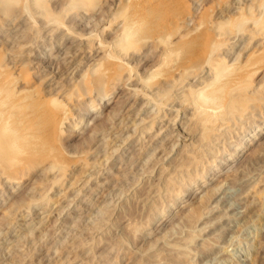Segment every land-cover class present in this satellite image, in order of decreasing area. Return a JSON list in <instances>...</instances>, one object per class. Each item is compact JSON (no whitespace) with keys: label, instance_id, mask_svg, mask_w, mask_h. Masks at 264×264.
<instances>
[{"label":"rangeland","instance_id":"obj_1","mask_svg":"<svg viewBox=\"0 0 264 264\" xmlns=\"http://www.w3.org/2000/svg\"><path fill=\"white\" fill-rule=\"evenodd\" d=\"M257 4V0H0V64L9 74L0 94V121L13 106L11 111L26 118L34 111L42 116L56 111L59 116L49 139L36 135L45 127L40 119L25 123L32 132L26 141L40 155L25 167L20 182L11 183L0 171V264H152L157 255L162 264H171L164 258L173 250L182 251L178 260L185 264H264L260 254L264 194L247 205L237 204L241 188L233 183L250 163L252 174L264 168V136L250 141L244 155L232 163L221 161L201 178L220 155L230 156L248 130L264 125V43L261 34L253 33L264 27V11ZM254 14L262 24H256ZM244 18L243 28L250 31L234 27ZM216 26L220 30L230 26L232 31L223 45ZM214 44H221L215 60L224 56L232 66L254 62L248 71L232 74L235 86L230 83L234 91L237 81L241 83L237 94L253 95L243 119L235 118L200 160L195 158L200 153L190 152L202 142H196L198 129L193 132L194 109L178 102L161 111L150 99L158 90L155 83L150 87V74L164 58L172 57L177 62L172 72H181L178 77L186 85L182 89L199 88L206 76L211 78V64L200 48L207 47V52ZM25 76L31 78L29 83L23 82ZM85 80L97 81L89 87ZM99 82L102 94L92 87ZM107 91L106 104L97 109L95 104ZM42 104L47 108H40ZM57 159L68 166L58 168L53 164ZM229 203L237 208L232 213L238 211L226 233H216L222 226L213 220L209 226L202 224L220 211L210 212L201 224L196 221L203 209ZM193 219L195 231L190 227Z\"/></svg>","mask_w":264,"mask_h":264},{"label":"bare ground","instance_id":"obj_2","mask_svg":"<svg viewBox=\"0 0 264 264\" xmlns=\"http://www.w3.org/2000/svg\"><path fill=\"white\" fill-rule=\"evenodd\" d=\"M12 2H15V1H18V0H11ZM258 1V4H257V8L258 10L261 9L262 11H264V0H257ZM36 2V1H35ZM11 3V2H10ZM254 3V2H253ZM252 4H250V7H251ZM254 6V5H253ZM45 8V7H44ZM255 8V7H254ZM5 10V8H4ZM144 10V9H143ZM143 10H141V12H143ZM257 10V9H256ZM7 12V9L5 10ZM43 11V10H42ZM184 12V11H183ZM254 12V11H253ZM251 14H249L250 16L252 15V12L250 11ZM141 14V13H140ZM262 14V13H261ZM186 15V13H185ZM259 15V14H258ZM255 17V14L253 15ZM257 16V15H256ZM257 18V17H255ZM259 18V17H258ZM256 19L257 20V23H261V20L260 19ZM247 19H242L241 21L238 20V22H236L234 24V27L238 30V31H242V30H249L251 28H243V25H244V22H246ZM232 21V20H231ZM165 21H163V24H164ZM225 22V21H224ZM262 22H264V20H262ZM223 23V22H222ZM231 23V22H230ZM229 23V24H230ZM221 24V23H220ZM162 25V24H161ZM224 26V25H223ZM247 27V26H245ZM215 28H217L218 32L216 35L218 37L223 38V41L222 42V45H223V42L226 41L224 40L225 39V35L228 36L227 33H232V31H230V26H229V30L227 29L226 27V30L223 29L222 30V27H221V30H220V27L219 26H216ZM256 28V26H255ZM216 30V29H215ZM235 31V30H234ZM252 31V30H251ZM255 34H261L262 35V43H264V27L262 29H255L254 32ZM235 34V32L233 33V35ZM254 34V35H255ZM232 35V34H231ZM230 35V36H231ZM232 35V36H233ZM215 37L216 39V42H219L217 41L219 38L218 37ZM226 36V37H227ZM257 36V35H256ZM259 36V35H258ZM128 39H131V35H128L127 36ZM255 37V36H253ZM230 38V37H228ZM251 38V37H250ZM260 38V39H261ZM227 39V38H226ZM120 41V40H119ZM132 42V41H131ZM130 42V43H131ZM228 42V41H227ZM128 45V43H127ZM229 45V44H228ZM263 45V44H262ZM208 46V45H206ZM213 46V45H211ZM204 47V46H203ZM202 47V48H203ZM221 47V44L219 45H216L214 44V47L213 49H209L207 52L206 49H208L207 47L205 49H202V52L204 50V52L202 53L201 51V54L207 56L205 58H208L209 62H210V70L209 71V76H211V78L207 79L208 76H206L205 80L202 81L201 83H199L200 87L199 88H194L192 86L186 88V89H182V88H185V84H183V79H180L179 77H181L180 74H182L181 72L177 75H174L175 72H172V69L171 67L174 65L176 66L175 64H177V62L175 63V59L174 58H164L162 63H164L163 65H161L162 63H160L161 67L155 69L150 75H151V79H153L150 85V87H152V83H155L154 85H156V88L153 87L154 89H158L156 90V95H154L152 93V96L150 99H153L155 101V103L157 102L159 105V109L161 111H163L162 109H165V107L167 106V109L168 107V104L172 105L173 103H178L180 102V104L184 105V106H187L189 108H193L194 110L192 111V114L195 112V116L193 117L194 120L193 123L195 125V127L193 128L195 132V129H196V132H197V129H198V133L200 135L199 139L196 140L197 141H200L201 139V144L194 147L192 151L190 152H194L196 154L200 153L198 156H195V158H199L200 160H202L204 158V155L207 156V151H212V145L214 144V142L222 136V132H224L226 130V127H229L230 123H232V121L234 120L235 121V118L236 120L240 121V119L242 118L243 116V112L248 110V105H247V102L252 99L250 97V95H253V94H249V95H244L243 92L240 93V94H237L238 92V88H240V84L238 81H237V92L234 91L235 88H232L233 84L231 85V80L232 82H234V86H235V83L236 81H233L234 78H232V74H234L235 76H237L236 74H239V73H243L245 71H248L247 68H249L252 64H254V62L252 63L251 61H247L243 64H239L237 66H232V65H228L226 64V60L223 56V58L219 56V59L221 60H215V55L213 57V54ZM224 47V46H223ZM173 49V48H172ZM221 49V48H220ZM263 49V48H262ZM261 49V50H262ZM171 51V49H170ZM175 51V50H174ZM199 52V53H200ZM254 52V51H253ZM163 53V52H162ZM169 53V52H168ZM217 54V53H216ZM202 55H200L202 57ZM204 55V56H205ZM252 55V54H251ZM115 56V55H114ZM204 56L202 57L204 59ZM217 56V55H216ZM250 56V55H249ZM201 57H198L201 59ZM176 58V57H175ZM214 58V59H213ZM232 58V57H231ZM237 58V57H236ZM115 59H118L116 56H115ZM213 59V60H212ZM233 59V58H232ZM202 60V59H201ZM206 60V59H205ZM225 60V62L223 61ZM236 60V59H235ZM203 61V60H202ZM201 61V62H202ZM200 62V63H201ZM234 62V61H233ZM239 63V62H238ZM200 65V64H199ZM236 65V64H235ZM249 65V66H248ZM158 67V65H156ZM201 66V65H200ZM203 66V64H202ZM3 67V66H2ZM206 67V66H205ZM174 68V67H173ZM204 68V67H203ZM200 69V68H199ZM198 69V70H199ZM215 69V70H213ZM175 70V68H174ZM197 70V71H198ZM204 70V69H203ZM107 71V70H106ZM196 71V72H197ZM201 71V69H200ZM213 71V72H212ZM105 72V71H104ZM104 72H101L100 75L103 76ZM135 72V71H134ZM202 72V71H201ZM211 72V73H210ZM189 73V72H188ZM136 74V72H135ZM134 74V75H135ZM184 74H185V71H184ZM199 74V73H198ZM208 74V73H207ZM250 74V72H249ZM248 74V75H249ZM9 74L6 72V70H4L3 68H1V64H0V94L4 93V90H5V86L7 85V79H8V76ZM107 75V73H106ZM105 75V76H106ZM190 77L192 76V74H190ZM245 75L247 76V73H245ZM163 78V76H165V78L163 79V81L161 80V77ZM179 76V77H178ZM198 76V75H197ZM213 76V77H212ZM186 77V76H185ZM196 77V76H195ZM234 77V76H233ZM238 77H240V75H238ZM113 78V77H112ZM160 78V79H159ZM188 78V76H187ZM243 78V75H241V79ZM244 78H246L244 76ZM243 78V81L245 80ZM249 78V77H248ZM247 78V80H248ZM238 79V78H237ZM141 80V79H140ZM236 80V79H235ZM240 80V78L238 79ZM246 80V81H247ZM31 81V78L29 76H25L24 77V81L23 82H26V83H29ZM87 81V80H85ZM93 81V80H92ZM97 81V80H96ZM94 80V82H96ZM201 81V80H200ZM94 82H91L92 84ZM142 82V81H141ZM206 82L204 85L203 83ZM245 82V81H244ZM243 82V84H244ZM86 83V82H85ZM88 83V81H87ZM86 83V86L89 85V87H91V83L87 84ZM143 83V82H142ZM246 83V82H245ZM247 84V83H246ZM193 85V84H192ZM248 85V84H247ZM92 87H94L93 89H99L98 91L100 92V89L101 91L103 90L102 87L104 88V86H102V84L99 82L98 84L95 83ZM231 87V88H230ZM243 87V86H241ZM245 87V86H244ZM147 88V87H146ZM145 88V89H146ZM87 89V88H86ZM151 89V88H150ZM182 89V90H181ZM189 89V91H187ZM248 89V87H247ZM256 88H254L253 91H255ZM149 90V89H148ZM176 90H181L179 92H177ZM245 91V88L242 89ZM87 91V90H86ZM249 91V90H248ZM247 91V92H248ZM258 92V90H256ZM18 92V91H17ZM104 92V91H103ZM226 92L227 95H226ZM246 92V93H247ZM102 94V92H100ZM155 93V92H154ZM258 94V93H257ZM108 95V91L107 93L103 94V96L101 97V99L95 104L97 106V109L101 108L102 107V104H106L105 102H103V99ZM0 96H3V95H0ZM6 96V94H5ZM8 96V95H7ZM228 96V97H227ZM255 96V95H254ZM9 97V96H8ZM258 97V96H257ZM256 97V98H257ZM255 98V97H254ZM262 98L263 97V93H262ZM2 101V100H1ZM7 102V101H5ZM7 104V103H6ZM249 104V102H248ZM94 105V104H93ZM176 105V104H175ZM178 105V104H177ZM5 106V105H4ZM2 107V106H1ZM91 107V106H90ZM95 107V106H93ZM92 107V108H93ZM8 108V107H6ZM4 108V110L6 109ZM16 109L15 106L13 107H9L8 108V111L5 112V118L2 119V121H0V171L3 170V173H7L8 175V179L11 180V183H12V180L13 182H20L21 178H22V175L23 171H26L25 167L27 168V165H29V163H35V160L37 159V157H39V152H36L35 153V148L28 144L27 143V139L28 137L31 136V133L30 131H27L26 130V127H25V123L28 125V123L30 124L32 122V120H41L43 125L45 127H42V130L40 131H37L36 132V135L38 137H43L44 139H49V138H52L53 137V134L55 133L56 129H57V126L59 124V116L56 115V111L55 113L52 112L50 114H47L45 116H42L40 114H38L37 112H33L31 113V116L29 117H22L20 116V113L19 111H11L12 109ZM21 108V107H19ZM42 109H46L47 106L45 104H42L41 107ZM180 108V107H179ZM22 109V108H21ZM91 109V108H89ZM96 109V110H97ZM176 109V108H175ZM185 109V108H184ZM183 109V110H184ZM159 110V111H160ZM3 110L0 108V116L1 115V112ZM166 111V110H165ZM58 112V111H57ZM87 112V111H86ZM156 112V111H155ZM164 112V111H163ZM160 113V112H159ZM250 113V112H249ZM3 114V113H2ZM7 114V115H6ZM59 114V113H58ZM165 115V114H164ZM83 118H84V113L82 114ZM81 116V117H82ZM155 116V114H154ZM178 116V115H177ZM164 117V116H163ZM253 117V116H252ZM251 117V118H252ZM83 118L81 120H83ZM158 118H159V115H158ZM157 118V119H158ZM172 118V117H171ZM250 118V119H251ZM160 119V118H159ZM176 119V118H175ZM185 119V118H184ZM243 119V118H242ZM1 120V119H0ZM174 121V120H173ZM190 121V120H189ZM168 122V121H167ZM186 122V121H185ZM155 123V122H154ZM153 123V125H154ZM162 123H163V120H162ZM171 123V122H170ZM235 123V122H234ZM165 124V123H164ZM168 124V123H167ZM236 125V124H235ZM151 126V125H150ZM248 126V125H247ZM165 127V126H164ZM28 128V127H27ZM161 129V128H160ZM136 130V129H135ZM185 130H186V127H185ZM238 130V129H237ZM242 130V129H241ZM184 131V130H183ZM240 131V130H239ZM185 132V131H184ZM192 132V133H193ZM226 132V131H225ZM228 133V132H227ZM178 135V134H177ZM176 136V135H175ZM192 136V135H191ZM196 136V135H195ZM264 136V125L261 126L260 128H255V129H251V130H248V132L242 137V139L238 142L236 148H233L234 150L232 152H229L228 154L230 155L229 157H225V156H219L221 158L219 159H216L215 160V163H209V165H211L210 169L207 168V171L205 170L204 173H202L201 175V178L202 179H205L207 177V174L210 173L211 170H213L215 167H218L219 166V163L221 161H224V162H229V163H232L231 162V159H234L236 158L238 155H244L245 152H242V150L249 144L250 141H253L255 139H258L260 137ZM130 137V136H129ZM174 137V135H173ZM177 137V136H176ZM185 137V136H184ZM175 138V137H174ZM128 140V139H127ZM175 140V139H174ZM223 140V139H222ZM183 141V140H182ZM165 142V141H164ZM195 142V143H196ZM125 143V142H124ZM162 143V141H161ZM172 143V142H171ZM189 144V143H188ZM224 144V143H223ZM145 145V144H144ZM162 145V144H161ZM185 145V144H184ZM226 145V144H225ZM173 146V145H172ZM171 146V147H172ZM186 146V145H185ZM206 146V147H205ZM155 147V146H154ZM219 147V146H218ZM212 148V149H211ZM224 148V147H223ZM185 149V148H184ZM173 150V149H172ZM222 151V150H221ZM228 151V150H226ZM207 152V153H206ZM154 153V152H153ZM214 153V152H213ZM220 153V152H219ZM114 154V153H113ZM194 154V155H196ZM210 154V153H209ZM227 154V155H228ZM203 156V158H202ZM36 157V159H35ZM218 157V156H216ZM110 159V158H109ZM198 159L197 162H199L200 160ZM38 160V159H37ZM36 160V161H37ZM105 160V159H104ZM213 160V159H212ZM214 161V160H213ZM133 162V161H132ZM201 162V161H200ZM209 162V161H208ZM32 163V164H33ZM134 163V162H133ZM256 163V162H255ZM55 166H58L62 168L68 166V164H64L62 163L61 160L57 159L55 161V163H53ZM104 164V163H103ZM179 164V163H178ZM183 164V163H182ZM221 164V163H220ZM254 164V163H253ZM205 165V164H204ZM227 165V164H226ZM251 165V163H250ZM250 165L248 167H250ZM30 166V165H29ZM95 166V165H93ZM131 166V165H130ZM177 166V165H175ZM181 166V165H180ZM224 166V164H223ZM168 167V166H167ZM209 167V166H208ZM226 167V166H225ZM247 166L245 167V169L242 168V172L243 174H240L239 175H236L235 179H234V182L237 186H240V192H239V195L237 196L238 199H237V204H246V203H249L247 201H250L253 202L254 198L255 197H258V196H263L264 194V168L260 171H258L257 173L255 174H252L253 171V168H248ZM252 167V165H251ZM164 168V166H163ZM178 168V167H177ZM248 168V170H247ZM29 169V167H28ZM174 169V168H173ZM204 169V168H203ZM60 171V170H59ZM175 171H177L175 169ZM216 171V170H215ZM171 172V171H170ZM180 172V171H179ZM256 172V171H255ZM201 173V172H200ZM174 174V173H173ZM172 174V175H173ZM196 174V173H195ZM198 174V173H197ZM161 175V174H160ZM1 176V175H0ZM26 176V174H25ZM159 176V175H158ZM176 176H177V173H176ZM181 176V175H179ZM168 177V176H167ZM170 177L167 178V180L171 181L169 179ZM172 178V177H171ZM175 178V177H174ZM7 179V180H8ZM177 179V178H176ZM200 179V181L202 180ZM214 179V178H213ZM147 180V179H146ZM150 180V179H149ZM196 180H198V178H196ZM164 181V180H163ZM167 181V183L169 182ZM179 181V180H178ZM173 181L169 182L172 183ZM197 182V181H196ZM165 183V182H164ZM163 183V184H164ZM175 183V182H174ZM168 184V185H169ZM152 185V184H151ZM150 185V186H151ZM172 186V185H171ZM199 186H202V185H199ZM222 186V185H221ZM231 186V185H230ZM235 185H233L234 187ZM166 187V186H165ZM183 187V186H182ZM187 187V186H186ZM184 188L183 190H179L181 196L179 198H182L184 196V193L187 191V188ZM160 188V187H159ZM168 188V187H166ZM192 188V187H191ZM157 189V188H156ZM154 189L153 191L154 192H157V190ZM171 188H169L170 190ZM160 190V189H159ZM220 190V189H219ZM231 190V189H230ZM152 192V191H151ZM178 192V191H177ZM225 192V191H224ZM79 193V192H78ZM159 194V193H158ZM157 194V195H158ZM187 197V196H186ZM48 198V197H47ZM50 199V198H49ZM130 199V198H129ZM128 200V199H127ZM219 200V199H218ZM217 200V201H218ZM221 201V200H220ZM220 201L217 202V204L220 206ZM47 202V201H46ZM126 202V201H125ZM220 202V203H219ZM176 204V201H174L173 205ZM181 205L183 203H180ZM214 204L216 205V203L214 202ZM229 207H224L223 208H212L209 209L210 210H205L204 209L199 212V214L197 215V218L195 216V219L196 221H201L203 220L204 218H206L207 216L211 215L210 212H217V211H220V213L214 217L213 219H209L207 221H203V225L204 227L206 226H209V224H211L212 220H213V223L216 222L218 223L219 225H221L222 227L219 228L216 233H226L225 231H227V229L230 227H228V224L230 222V218L233 216L234 217V213L237 212L234 210V213L233 212V209H237L236 207H233L231 205V203H229ZM236 204V203H235ZM211 205H213L211 203ZM247 205V204H246ZM179 206V205H178ZM228 206V205H227ZM244 206V205H243ZM167 208V207H166ZM164 209V207H163ZM244 209V208H243ZM240 210V209H239ZM184 211V209L182 210ZM180 214V212H179ZM236 215V214H235ZM8 216V215H7ZM182 216H183V213H182ZM237 216V215H236ZM18 217V216H17ZM237 218V217H235ZM234 218V219H235ZM178 219V218H177ZM180 219V218H179ZM195 219H193V221L191 222V228H192V223L194 222L195 223ZM233 219V218H232ZM16 220V219H15ZM228 220V222L226 223L225 221ZM181 222V220H180ZM197 223V222H196ZM215 223V224H216ZM199 224H201L199 222ZM213 225V224H212ZM195 227L196 224L194 225ZM242 226V225H241ZM190 228L191 230H194L196 228ZM203 227H201L202 229ZM105 231V230H104ZM229 232V231H228ZM74 242V241H73ZM224 242H222L223 244ZM260 244V243H259ZM262 245V244H260ZM224 246V245H223ZM173 247V246H171ZM261 247V246H260ZM176 248V247H174ZM179 248H185L184 251H189V249L186 247V246H179ZM172 249V248H171ZM259 249V248H258ZM173 250V249H172ZM171 250V251H172ZM192 251V250H191ZM57 252V251H56ZM55 252V253H56ZM169 252V251H168ZM222 252V251H221ZM58 253V252H57ZM171 254V256H167L165 257L164 259H170V263L172 264V261L175 259L174 263L173 264H185L186 262H184V260L182 259H179L178 260V256H182V251L181 250H173V252H169ZM185 253V252H183ZM226 253V252H225ZM50 254V253H49ZM59 254V253H58ZM261 256L264 257V250H261L260 252ZM52 255V254H50ZM173 255V256H172ZM222 255V254H221ZM152 257L154 255H151ZM159 255H157L155 258L153 257V260L151 258V260L154 262L152 264H162L163 261H161L158 257ZM53 257V256H52ZM217 257V255H216ZM221 257V256H220ZM51 258V257H49ZM64 258V257H63ZM162 258V257H161ZM163 259V260H164ZM151 261V262H152ZM20 264V263H19ZM49 264V263H48ZM150 264V263H148Z\"/></svg>","mask_w":264,"mask_h":264}]
</instances>
